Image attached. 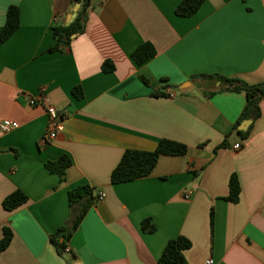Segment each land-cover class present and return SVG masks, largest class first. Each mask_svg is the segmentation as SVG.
<instances>
[{
    "label": "crops",
    "instance_id": "obj_1",
    "mask_svg": "<svg viewBox=\"0 0 264 264\" xmlns=\"http://www.w3.org/2000/svg\"><path fill=\"white\" fill-rule=\"evenodd\" d=\"M181 2L91 0L85 31L52 51L55 26H66L80 2L0 0V33L9 7L20 9L19 28L0 44V120L20 125L0 133V240L5 227L14 233L0 264H159L179 236L192 243L189 264H264V99L242 138L231 132L246 93L201 77L264 82V0H205L191 17L177 15ZM147 42L157 54L138 65L132 53ZM106 60L114 71H103ZM41 94L66 114L48 145L46 105L30 104ZM162 139L188 153L162 155L150 175L112 183L125 151H154ZM62 155L72 160L65 181L46 168ZM233 175L237 203L228 200ZM79 185L98 199L62 256L51 236L77 214L69 191ZM16 190L29 200L8 211L3 200ZM146 219L154 233L143 231Z\"/></svg>",
    "mask_w": 264,
    "mask_h": 264
},
{
    "label": "trees",
    "instance_id": "obj_2",
    "mask_svg": "<svg viewBox=\"0 0 264 264\" xmlns=\"http://www.w3.org/2000/svg\"><path fill=\"white\" fill-rule=\"evenodd\" d=\"M82 4L77 12L74 21L69 25H57L54 28L55 45L51 48L52 51L65 50L70 46L72 36L81 34L85 31L88 10L91 0H76ZM205 0H182L177 6L176 13L181 17H191L198 12ZM20 26V9L18 6L12 5L7 12V19L0 33V44L7 41ZM157 54L156 48L151 43L140 45L132 53V58L138 65H143ZM103 71L112 72L115 66L112 61L106 60L103 63ZM198 76H193L196 78ZM201 77L215 79L221 81L225 85L233 87L234 91L245 92L247 96V104L242 112L241 117L235 124L233 132H237L242 138L249 135L248 131H240L238 127L245 120H256L261 115L260 102L264 99V82L258 84H249L245 81L229 78L219 74L202 75ZM146 84L149 81L141 78ZM72 93L77 98L83 97L81 87H74ZM155 95L170 96L168 93L156 92ZM221 147H227L223 143ZM189 147L178 141L170 139H162L158 143L154 151H139L127 150L123 154L120 162L111 173V181L114 184L131 182L139 178L150 175L158 164L162 155L185 156L188 153ZM72 165V160L68 155H62L57 160H51L46 163V168L53 174L60 176L62 181L66 180V171ZM230 194L228 200L237 203L240 199L241 186L236 175H233L229 183ZM99 197V195H98ZM95 189L90 185H79L69 191V201L72 209H75L77 204H81L77 214H74L70 225L59 228L52 236L51 241L55 246L58 254L66 256L65 249L68 243L77 230L80 223L84 219L86 213L90 209L92 203L97 201ZM28 196L21 190H16L8 195L3 200V206L8 211H13L28 202ZM213 218V214H212ZM142 229L148 233L156 231V225L151 219H146L142 222ZM14 237L13 230L9 227L4 228L3 238L0 240V254L5 251L11 244ZM192 243L184 236H179L172 239L166 245L162 255L159 258V264H189L185 258L184 252L190 249Z\"/></svg>",
    "mask_w": 264,
    "mask_h": 264
},
{
    "label": "built area",
    "instance_id": "obj_3",
    "mask_svg": "<svg viewBox=\"0 0 264 264\" xmlns=\"http://www.w3.org/2000/svg\"><path fill=\"white\" fill-rule=\"evenodd\" d=\"M59 17H55V21H58ZM38 103L46 105V112L48 116V124L45 135L42 138V144L48 145L52 140L56 139L60 132L63 130V122L66 114L59 112L53 105L48 101V98L45 94H41L38 98H31L30 104L35 106ZM19 123L11 120H0V133L6 134L10 133L19 128ZM236 150L241 148V144H237L234 147ZM102 194H100V198ZM190 198V194L186 196ZM65 252L68 254L70 248L67 246ZM207 264H213V260H208Z\"/></svg>",
    "mask_w": 264,
    "mask_h": 264
},
{
    "label": "water",
    "instance_id": "obj_4",
    "mask_svg": "<svg viewBox=\"0 0 264 264\" xmlns=\"http://www.w3.org/2000/svg\"><path fill=\"white\" fill-rule=\"evenodd\" d=\"M79 7H80V4L79 3H77L76 4V8H74V11H75V13L71 16V18H70V22L66 25V26H69L73 21H74V19L76 18V16H77V11H78V9H79ZM75 35H73L72 37H74ZM186 88H183V89H181V90H183L184 92H186V91H191L194 95H196V96H198L199 98H201V99H204L203 98V96L196 90V89H189V90H185ZM251 123H252V120H245V121H243L242 123H241V125L239 126V130L240 131H246L247 129H248V127L251 125Z\"/></svg>",
    "mask_w": 264,
    "mask_h": 264
}]
</instances>
